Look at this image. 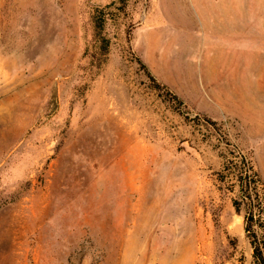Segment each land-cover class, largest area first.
<instances>
[{"label":"rangeland","instance_id":"rangeland-1","mask_svg":"<svg viewBox=\"0 0 264 264\" xmlns=\"http://www.w3.org/2000/svg\"><path fill=\"white\" fill-rule=\"evenodd\" d=\"M241 155L264 0H0V264H256Z\"/></svg>","mask_w":264,"mask_h":264},{"label":"trees","instance_id":"trees-1","mask_svg":"<svg viewBox=\"0 0 264 264\" xmlns=\"http://www.w3.org/2000/svg\"><path fill=\"white\" fill-rule=\"evenodd\" d=\"M244 161V166L238 170V185L243 191L242 201L249 204L245 219L247 224V232L254 246V257L256 264H264V237L261 242L259 231L264 234V195L261 194V187H264V182L259 175L256 167L244 155H241ZM237 203V204H236ZM237 209L241 208L240 202H235ZM258 228L256 229L257 225ZM264 236V235H263Z\"/></svg>","mask_w":264,"mask_h":264}]
</instances>
